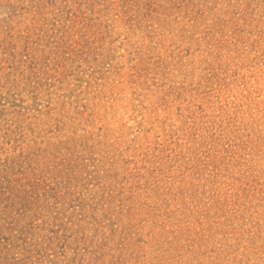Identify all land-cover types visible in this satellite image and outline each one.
<instances>
[{
  "label": "rangeland",
  "instance_id": "rangeland-1",
  "mask_svg": "<svg viewBox=\"0 0 264 264\" xmlns=\"http://www.w3.org/2000/svg\"><path fill=\"white\" fill-rule=\"evenodd\" d=\"M0 264H264V0H0Z\"/></svg>",
  "mask_w": 264,
  "mask_h": 264
}]
</instances>
